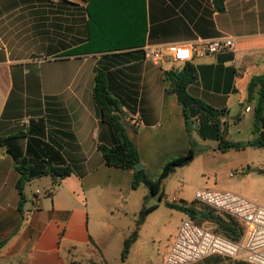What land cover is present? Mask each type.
<instances>
[{"label": "crops", "instance_id": "crops-1", "mask_svg": "<svg viewBox=\"0 0 264 264\" xmlns=\"http://www.w3.org/2000/svg\"><path fill=\"white\" fill-rule=\"evenodd\" d=\"M223 5L216 11L212 0H0V264H87L95 263L94 251L102 256L86 192L106 206L105 199L119 196L123 205L133 189L132 171L106 166L97 148L111 140L92 98L95 69L104 72L148 175L189 148L180 105L163 77L169 46L230 37L231 51L189 60L198 76L187 91L224 97L229 135L232 126L252 120L246 84L264 73V0ZM145 46L161 47L157 63L143 58ZM21 159L30 176L18 203ZM51 166L70 173L53 186L43 174ZM41 178L43 195L36 186ZM146 196L145 188L134 197L137 210Z\"/></svg>", "mask_w": 264, "mask_h": 264}, {"label": "rangeland", "instance_id": "rangeland-1", "mask_svg": "<svg viewBox=\"0 0 264 264\" xmlns=\"http://www.w3.org/2000/svg\"><path fill=\"white\" fill-rule=\"evenodd\" d=\"M201 99L206 103L212 102L209 104L215 107L226 106L224 97L209 99L206 95H202ZM232 100V98L229 100L228 106ZM193 108L195 107H187V126L194 157L187 165L175 167L166 176L161 184L160 199L157 195L146 196L143 205L153 202L157 206L147 214L145 221L139 226L136 239L124 259L120 258L122 241L134 228L138 212L136 207L138 205H134L133 200L137 193L145 192V187L142 184L135 187L123 205L119 196L105 199L108 201L106 206L104 201H98L86 192L89 227L96 230V234L99 235L98 246L102 254L101 258L109 264H162L161 257L168 243V235L176 231L183 215L178 205L180 202L193 200V193L198 188L228 189L264 206V146L218 150L214 130L203 119L192 114ZM237 111L239 105L233 103L229 113L232 119ZM226 120L228 122L229 119ZM251 128L252 120L247 118L241 124L230 128L229 138L245 143L255 137ZM162 162L159 164L161 165ZM158 170L159 165L151 168L149 175H146L155 178ZM45 183V179L41 178L36 185L41 189L42 195ZM172 194L175 201L170 203L168 200ZM41 198L46 199L44 196ZM108 206H113V210L108 211ZM202 224L209 225L207 222ZM95 253L96 251L92 258L95 259L96 264H100L103 261H99L101 258ZM185 264L250 263L237 256L213 253Z\"/></svg>", "mask_w": 264, "mask_h": 264}, {"label": "trees", "instance_id": "trees-1", "mask_svg": "<svg viewBox=\"0 0 264 264\" xmlns=\"http://www.w3.org/2000/svg\"><path fill=\"white\" fill-rule=\"evenodd\" d=\"M224 0H212L213 8L216 11L223 10ZM198 73L196 65L191 61L185 62L178 70H164L163 77L168 82L167 90L175 94L176 100L180 105L181 115L183 117L185 131L188 135L189 148L185 153L172 155L166 158L160 165L155 178H149L143 169L134 170L133 167L138 161L137 150L128 138L124 127L120 121L121 109L115 97H113L106 86L104 72L100 69H95L93 75L92 98L98 109V116L101 122L105 123L110 133V144L97 146L101 153L103 163L106 166H111L121 169H129L132 171L130 181V189H134L142 184L146 188L147 195H157L162 197L161 184L168 174L175 167L187 165L194 157V152L189 140V127L187 126V107L193 108L192 114L203 119L209 127L214 130L217 149L226 151L230 148L240 149L245 146L262 147L264 146V73L252 75L246 84L245 102L252 101V128L251 132L255 133V137L247 140L245 143H240L229 138L227 122L226 106L215 107L206 103L201 98L190 94L187 91V86L197 79ZM238 116H235L233 121L237 122ZM27 166L25 160L16 161L15 169L18 172V177L15 182V187L18 191V203L21 200V190L23 183L28 180ZM70 173L67 166H51L48 167L43 174H48L51 177L52 185L54 186L58 180ZM172 203V202H170ZM178 207L182 212L187 213L196 223L202 224L207 222L209 225L203 226L209 228L213 232L220 234L230 240H238L242 226L231 216L217 212L214 208L199 203L194 199L190 202H180ZM155 208V205H141L135 218V225L132 231L124 237L122 247L120 249V258L124 259L128 253L129 247L136 239L138 226L143 222L146 214ZM91 242V241H90ZM2 242H0L1 246ZM69 264H84L76 261H70ZM87 264H96L92 261ZM102 264H109L103 262Z\"/></svg>", "mask_w": 264, "mask_h": 264}, {"label": "built area", "instance_id": "built-area-1", "mask_svg": "<svg viewBox=\"0 0 264 264\" xmlns=\"http://www.w3.org/2000/svg\"><path fill=\"white\" fill-rule=\"evenodd\" d=\"M168 48L169 69L178 70L193 56L231 51L233 43L230 37H215L171 45ZM161 50L159 46H145L143 58L157 63ZM193 199L233 217L242 226L241 235L238 240H230L196 223L187 213H183L176 231L165 247L162 264H185L213 253L237 256L250 264H264L263 205L228 189L198 188L193 193ZM169 201H175L173 194Z\"/></svg>", "mask_w": 264, "mask_h": 264}, {"label": "water", "instance_id": "water-1", "mask_svg": "<svg viewBox=\"0 0 264 264\" xmlns=\"http://www.w3.org/2000/svg\"><path fill=\"white\" fill-rule=\"evenodd\" d=\"M143 164H141L139 161H137L133 167L134 170H138V169H142L143 168Z\"/></svg>", "mask_w": 264, "mask_h": 264}]
</instances>
